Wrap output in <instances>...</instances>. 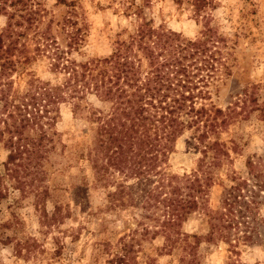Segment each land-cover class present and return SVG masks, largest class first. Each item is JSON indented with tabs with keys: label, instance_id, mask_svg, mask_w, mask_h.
I'll return each instance as SVG.
<instances>
[{
	"label": "trees",
	"instance_id": "obj_1",
	"mask_svg": "<svg viewBox=\"0 0 264 264\" xmlns=\"http://www.w3.org/2000/svg\"><path fill=\"white\" fill-rule=\"evenodd\" d=\"M28 1L0 0V13L8 3L9 7L21 5L17 10L26 14L18 15L19 18H27V28H33L39 12ZM174 1L180 6H191L197 17L213 4V0ZM125 2L126 14L140 21L137 28L126 39L115 41L110 56L91 59L85 68L67 59L69 52L57 48L51 59L55 71L64 73L59 85L32 78L25 93H20L10 80L15 62L7 58L0 64V143L8 152L4 171L0 170V211L9 198V180L24 194L32 188L39 199L47 192L32 186L46 176L52 153L60 146L65 148L57 124L61 105L68 103L76 119L93 125L91 164L97 186L108 190V209L138 212L133 215L138 228L132 235L117 244L110 239L100 243L108 255L107 264H139L142 240L159 236L164 238L163 255L178 252V264H200L203 239L212 244L225 243L232 254L238 255L241 245L257 242L256 217L255 223L247 219L248 214H255L257 195L264 191L261 176H256L252 185L231 176L221 207L212 210L208 197L214 176L210 170L230 159L224 143L214 141L204 149L194 143L203 154L197 169L182 175L169 171L171 156L181 137L192 131L193 140L204 142L230 116L225 115L219 123L223 110L208 108L202 102L209 99L205 88L219 80L218 65L225 67L227 59L224 61L221 56L216 61L213 57L221 53L219 44L225 40L209 24V16H203L202 37L189 40L163 25L155 27L152 20L144 18L151 0ZM15 12L0 33V49L5 39L17 40L21 36L17 26L24 22L14 20ZM82 44L83 37L75 35L68 47L76 49ZM211 47L216 50L211 52ZM203 72L207 74L202 75ZM90 95L104 106L94 107L88 101ZM87 193L86 188L74 186L76 203L82 204ZM197 214L208 216L209 229L203 237L184 231V224ZM52 217L64 218L59 206ZM15 223L0 221V243L14 241L15 237L5 230ZM17 247L21 252L31 244L17 240Z\"/></svg>",
	"mask_w": 264,
	"mask_h": 264
},
{
	"label": "rangeland",
	"instance_id": "obj_2",
	"mask_svg": "<svg viewBox=\"0 0 264 264\" xmlns=\"http://www.w3.org/2000/svg\"><path fill=\"white\" fill-rule=\"evenodd\" d=\"M28 4L39 12L38 25L36 23L30 29L27 18L23 20L18 16L26 14L17 10L21 5L9 7L8 3L0 13V33L16 10L14 20L24 22L17 26L21 36H17V40L5 39L4 47L0 49V64L7 58L15 62L16 69L10 80L20 93H25L32 78L51 85L62 82L64 73L52 67L54 60L51 57H55L57 48L69 52L67 59L85 68L91 59L110 56L115 41L126 39L140 23L133 15L126 14L128 4L125 0H29ZM143 16L147 21L152 20L155 27L163 25L189 40L202 37L205 30L203 16H209V24L225 40L219 44L221 53L213 56L218 61L221 56L224 61L227 59L225 67L218 65L216 80H219L205 88L210 93L209 99L201 101L208 108L223 110L219 123L225 115L230 116L204 142L193 140L192 131H188L177 141L176 152L169 162V171L181 175L191 173L203 157L201 149L214 141L226 145L230 159L221 167L210 170L214 184L208 200L210 208L216 210L221 207L231 176L252 185L259 175L264 183V0H213L211 7L200 17L188 4L180 6L174 0H151ZM43 32L49 38L43 37ZM75 35L83 37V44L69 49ZM211 50L214 52L216 48L211 47ZM211 52H208L209 56ZM206 74L203 72L202 75ZM88 101L94 107L104 106L93 95ZM60 108L57 130L62 134L65 148L60 146L52 153L50 163L46 165V176L32 186L47 192L39 199L32 188L24 194L14 188L13 180L7 184L10 194L0 211V221L16 222L3 229L15 239L7 245L0 243V264H107L108 255L100 243L110 239L117 244L138 228L133 216L137 210H109L108 190L96 184L91 164L93 125L76 119L68 103H63ZM194 143L201 149H195ZM7 156L8 152L0 143L2 172ZM74 186L88 190L82 204L76 203ZM257 196L255 214H248L247 219L255 223L256 217L257 242L241 245L239 254L235 255L227 244H212L203 239L199 248L200 264H264V191ZM57 206L64 218L53 219ZM208 229V216L203 214L191 217L184 224V231L190 235L203 237ZM17 240H27L31 247L20 252ZM163 244L164 238L160 236L142 240L139 264H178V252L163 255Z\"/></svg>",
	"mask_w": 264,
	"mask_h": 264
}]
</instances>
